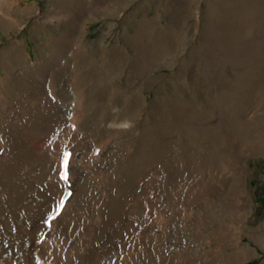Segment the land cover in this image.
I'll use <instances>...</instances> for the list:
<instances>
[{"label":"rangeland","instance_id":"374dc122","mask_svg":"<svg viewBox=\"0 0 264 264\" xmlns=\"http://www.w3.org/2000/svg\"><path fill=\"white\" fill-rule=\"evenodd\" d=\"M0 72L3 264H264V0H0Z\"/></svg>","mask_w":264,"mask_h":264},{"label":"bare ground","instance_id":"6f19581e","mask_svg":"<svg viewBox=\"0 0 264 264\" xmlns=\"http://www.w3.org/2000/svg\"><path fill=\"white\" fill-rule=\"evenodd\" d=\"M0 76H2L1 72H0ZM80 129L81 128H78L76 123L71 122L70 125L67 126L65 129H63V131H61V133L59 134V143H58L59 149L56 151L55 164L53 167L54 178H56L57 180H58L57 173L60 171V165H61L60 164V154H61L62 147L63 146L65 147L70 143L78 142L80 139V135H79ZM78 172H80V170H78ZM71 177H72L71 174L68 172V179L67 180H64V179L61 180V183L65 188H67L68 183L71 181ZM51 183H54V182L51 181ZM195 184H197V183H195ZM52 189H54V191L57 190L58 195L60 194L61 189H60V181L59 180H58V186L54 185V186H52ZM198 194H200V192ZM195 198H197V197H195ZM189 199H191V198H189ZM54 204H53V206H56V200H55ZM70 205H72V204H70ZM85 226H90V221L83 220L81 222H78V224H76L75 222H72L70 224V226L68 227L69 229H68V233L66 235H64L60 232H57V230L55 232L53 229H48L47 231L45 230L44 236L42 238V240L44 241V248L42 249V254L50 262V264H58L60 262H65V261H70V260L81 263L85 259L86 256L85 257L81 256L79 254V248H78V246L81 243H85L88 239V232H86V233L83 232V228ZM139 244H140V241L137 240V243H135L134 246L132 245L130 247V251L136 250V248L139 247ZM4 261L10 264L8 259H4ZM0 264H3V260H1V259H0ZM24 264H35V260L31 256L30 252H28L25 255ZM41 264H46V262L44 261ZM47 264H49V263H47Z\"/></svg>","mask_w":264,"mask_h":264},{"label":"snow or ice","instance_id":"6c2138e0","mask_svg":"<svg viewBox=\"0 0 264 264\" xmlns=\"http://www.w3.org/2000/svg\"><path fill=\"white\" fill-rule=\"evenodd\" d=\"M70 153L69 152H64L63 153V160H62V167H63V171L60 172V176L61 179L67 180L68 179V166H69V157H70ZM64 205V201L61 200L59 205H58V209L62 208ZM53 219V217H49L48 220L51 221Z\"/></svg>","mask_w":264,"mask_h":264}]
</instances>
